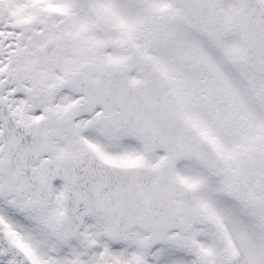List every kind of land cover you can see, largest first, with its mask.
Here are the masks:
<instances>
[{
  "label": "snow or ice",
  "instance_id": "obj_1",
  "mask_svg": "<svg viewBox=\"0 0 264 264\" xmlns=\"http://www.w3.org/2000/svg\"><path fill=\"white\" fill-rule=\"evenodd\" d=\"M0 264H264V0H0Z\"/></svg>",
  "mask_w": 264,
  "mask_h": 264
}]
</instances>
